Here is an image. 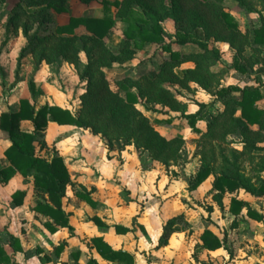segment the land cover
<instances>
[{
  "label": "rangeland",
  "instance_id": "rangeland-1",
  "mask_svg": "<svg viewBox=\"0 0 264 264\" xmlns=\"http://www.w3.org/2000/svg\"><path fill=\"white\" fill-rule=\"evenodd\" d=\"M104 1L107 2V10L103 7V0H92L86 4L79 0H67L66 14L62 20L65 21L72 15L102 17L106 11L113 19V25L103 41L116 53L124 43L123 31L126 24L114 17L115 7L112 2L115 0ZM244 1L253 9L252 12H246L233 0L224 1V10L235 19L238 29L242 33H248L249 38L252 39L253 30L264 20L263 4L261 0ZM18 4L19 0H0V67L4 72L0 74V112L15 109L18 99L29 95L30 79L34 81L36 88H40L43 82L48 88L54 87L64 103L71 106V110L79 108V96L84 86L77 78L74 65H67L64 61L58 60L49 66L42 64L41 67H37L36 55H26L22 59V66L17 67L20 50L27 41L22 35L21 28L8 23L13 11L21 13V20L28 21L29 35L34 34L36 30L53 31L54 22L62 21L55 17L52 10H46L44 7H27L24 3H20L18 7ZM49 18L52 20L50 25V21L47 20ZM160 24L166 35L164 43L170 46V51L177 55L176 58H183L185 53H193L196 57L200 54L202 50L197 44L180 45L176 42L177 30L172 19H163ZM82 33H84L83 27L76 30V34ZM202 41L208 49L216 51V57H211L212 53L207 54L206 63H208L200 77L186 79L184 83H162V87L174 99L171 105L156 103L155 100L148 98L141 99L135 106L151 121L158 134L166 139L175 136L182 138L183 143L177 152L178 157L163 164L153 160L147 150L132 148L130 154L132 151L135 153V156H132L134 162H129L125 170L126 176L121 178L119 172L117 175V171H112L115 174L114 186L118 191V195L112 200L113 205H118L114 212L115 219L130 225L132 215L138 212L140 217L146 218L150 226L148 234L138 222L140 217L134 224L136 232L142 234L140 236L142 243L138 246L141 248L138 264H171L172 262L264 264V198L255 197L243 188L225 191L222 196L215 195L212 189V182L221 172L230 175L239 174L255 189L264 184V116L259 125L249 126L246 136L237 125L235 127L232 125L231 128L235 129L232 132V129H228V125L232 124V117L238 115V108L235 106L233 108L232 103L227 102L225 98L236 95L237 92L229 90L226 96L216 95V92L222 88H241L245 85L259 87L263 98L255 105L264 109V73L256 71L259 67H264V47L258 46L259 51H253L242 44H237L236 49L232 48L229 44L215 41L212 37ZM170 51H163L161 45L146 43L141 49L136 50L131 60L104 68V75L111 89L116 90L117 79L124 75L136 78L150 69H156L162 60L171 58ZM79 59L82 65L87 61L83 53L79 54ZM237 65L242 66L245 71L241 72ZM43 67L44 73L39 74ZM192 67H194L193 62H183L175 68V72L182 77L183 72ZM197 79L202 82H196ZM126 88L136 91L131 86ZM47 93L48 98L45 97L41 103L53 101L52 94H49L48 90ZM124 94L123 90L120 91V95L124 96ZM195 112L200 113L203 118L195 123L197 130H193L182 116L184 113ZM6 141V135L0 132V165L3 162L1 150ZM117 141H114L112 150L114 152L124 146L121 141ZM204 164H207L213 173L209 174L197 188L190 189L197 171ZM134 173L141 175L140 181L136 178L137 185L132 186L133 189L130 191L126 189V185L133 184ZM24 182L18 178L10 188L3 186V191L0 190L2 191L0 234L6 235L8 229L21 235L23 241H26L27 236L25 230H21L18 216L9 212L7 197L14 188L27 187ZM29 188L28 186V190ZM31 196H28V205ZM232 197L243 202L238 214H232L229 210ZM129 202L135 206V210ZM248 209L261 214L263 220L257 221L248 216ZM180 212L188 217L193 229L185 234L174 235L164 249L155 250L156 236L160 232L162 223L168 217ZM34 225L36 224L33 223L32 226ZM203 229L211 230L222 244L215 251H203L195 257L194 243ZM34 231L36 233L35 229ZM35 245L38 244H33L30 248L33 249Z\"/></svg>",
  "mask_w": 264,
  "mask_h": 264
},
{
  "label": "trees",
  "instance_id": "trees-1",
  "mask_svg": "<svg viewBox=\"0 0 264 264\" xmlns=\"http://www.w3.org/2000/svg\"><path fill=\"white\" fill-rule=\"evenodd\" d=\"M67 0H19L27 7H44L54 13L65 12ZM81 3H89L92 0H79ZM225 0H115L112 2L115 7L114 17L126 24L123 31L124 43L118 52H113L104 43L103 38L113 25V19L104 13L100 18L96 17H75L71 16L68 22L57 25L53 31L43 32L36 30L29 35L28 21L21 20V13L13 11L8 23L21 28L22 35L27 44L20 50L17 58V67L22 65V59L26 55H36L37 67L42 63H54L62 60L74 65L77 75L84 82V90L80 95V106L74 113L66 108L56 105L41 106L35 111L34 106L27 98L18 102V108L14 112H3L0 114V129L4 131L10 145L4 150V155L9 165L0 169V182L7 181L12 173L19 171L24 176L33 177L34 189L44 202L37 201L34 209L50 216L56 224L65 225L67 219L60 210V198L63 195L65 186L70 182L69 174L59 156H54L50 161L35 155L34 142H40L41 130L46 124V118L59 125H76L88 128L93 134H100L107 140L109 146L114 141H121L123 145H133L135 149L142 148L149 152L153 160L163 164L178 157L177 152L183 143L182 138L175 136L166 139L156 132L151 121L139 112L135 106L141 99H153L156 103L171 105L174 99L168 91L162 87L164 82L184 83L186 79L200 77L205 70L208 53L216 57V51L208 49L202 41L212 37L215 41L229 44L237 48V44L248 46L253 51H259L258 46L264 47V20L261 25L253 30L252 39L248 33H242L238 29L237 22L228 12L224 10ZM246 12L253 11L244 0H233ZM264 9V0H261ZM103 7L107 10V2L103 0ZM172 19L176 26L177 43L185 45L195 43L202 50L196 57L193 53H185L183 58H176L177 55L170 51V46L165 45V33L161 26L163 19ZM50 21L51 19H47ZM83 27L87 33L76 34L75 30ZM146 43L161 45L163 51H170L171 58L162 60L156 69H150L136 78L122 76L115 81L117 89H111L109 82L104 75V68L114 63H124L131 60L137 49H141ZM240 51H242L240 49ZM83 52L87 61L82 65L79 53ZM183 62H193L194 67L187 68L182 77L175 68ZM243 72L245 69L237 65ZM258 73H264V67L256 69ZM0 74H4L0 67ZM196 82H202L197 79ZM130 84V85H129ZM133 87L136 91H131ZM29 92L32 100L41 91L35 88L32 79L28 81ZM124 91V96L120 91ZM229 90L237 92L225 98L238 108V115L231 119L232 124L228 129L235 131L237 125L246 136L249 126L259 125L264 116V109L255 105L263 98L259 87L245 85L244 87H229L216 92L218 97L226 96ZM171 97V98H170ZM171 100V101H170ZM193 130H197L195 123L203 119L198 112L182 115ZM28 120L35 126L33 133L20 129V121ZM168 122V121H167ZM225 132L223 133V135ZM115 139V140H114ZM212 169L204 164L197 171L190 189H195L203 182ZM243 188L255 197L264 198V184L258 189L247 184L244 178L239 175H230L224 172L219 173L212 182V189L215 195L222 196L225 191H235ZM47 198L54 204V207L45 202ZM87 202L90 199L87 195L78 194ZM23 193L16 191L12 194L13 205H19ZM229 210L232 214H238L243 202L236 197L230 200ZM251 218L262 221L263 216L251 209L247 210ZM96 221V219L94 218ZM176 223V224H175ZM185 223L181 215L168 220L166 229L163 232L160 243H164L166 237L172 230L183 228ZM175 224V227L172 226ZM201 247L207 250H214L221 247V240L209 229H205L199 236ZM93 246L100 256L108 261H116L120 264H133L132 256L122 250H114L100 237L92 239ZM3 249L0 245V258H3ZM86 264H95L89 260Z\"/></svg>",
  "mask_w": 264,
  "mask_h": 264
},
{
  "label": "crops",
  "instance_id": "crops-1",
  "mask_svg": "<svg viewBox=\"0 0 264 264\" xmlns=\"http://www.w3.org/2000/svg\"><path fill=\"white\" fill-rule=\"evenodd\" d=\"M65 14V12L59 14L55 13V17L62 20ZM70 17L71 16L65 21L62 20L60 23L54 22L55 26L67 23ZM85 33L87 32L84 29V33L82 34ZM65 63L73 66L71 63ZM42 64L44 66H49L53 63L49 64L42 62L38 67H41ZM44 70L45 68L43 67L39 74H42V72L44 73ZM77 78L81 81L78 75ZM81 84L84 86L83 81H81ZM36 89H39L41 93L37 94L33 100L28 87L29 95L19 98L15 109L1 111L0 114L3 112H14L18 108L19 100L22 98L29 99L35 111L44 105H56L66 108L72 113L76 110H71V106L66 102L64 103L60 93L55 90L54 87L49 86L48 88L47 84L43 82L41 87H37ZM47 90L49 94H52L53 101L49 103L43 101V103H41L48 95ZM19 126L21 130L26 132L33 133L35 131V126L28 120L20 121ZM39 131L42 137L40 142H34L35 155L47 161H50L54 156H59L69 174L70 182L65 186L59 206L67 219V223L63 226L58 225L50 216L36 211L34 209L36 202L44 201L34 189L33 177L24 176L19 171H15L10 175L7 181L0 182V190H2V188L4 189V187L10 188L12 183L18 178L23 182L25 181L24 183L27 184L25 188L17 187L12 189L7 196L9 200V212H12V214L15 213L18 216L17 220L20 223L21 230H25L27 240L23 241L21 235L15 234L8 229H6V235L2 236L0 234V245L4 252L3 258H0V264H86L89 260H93L95 264H120L116 261H108L100 256L92 243V239L95 237L102 238V240L114 250H122L129 253L133 258V264H138L139 252L141 251V248L138 246L142 243L140 237L142 234L136 232L134 224L136 223V219L140 217V213L136 212L132 215L130 225L119 222L115 219L116 215L114 213L118 205L116 206L112 203V200L118 195L117 187L114 186L115 182L113 177L115 174H113L112 171H117V175L119 172L121 178L126 176L125 170L129 162H134L133 157L135 153L132 151L130 154V150H132L134 146L132 144L124 145L114 152L112 151L114 145L112 147L109 146L107 140L100 134H93L88 128L76 125H59L49 117L46 118L45 126ZM0 132L4 133L7 138L4 148L1 150L3 159L2 165H0L1 169L9 165L4 155V150L11 143L7 134L1 129ZM120 162H122V164ZM121 168L123 169L121 170ZM140 176L141 175L134 173L133 184L131 186L126 185V189L132 191V186L135 187L137 185L136 178L140 181ZM28 186L30 187L29 190ZM2 191H0V193ZM16 191L23 193L19 205H13L12 194ZM79 193L87 195L90 202L80 198L78 196ZM30 195L32 196L30 197L31 201L28 205L27 199ZM45 198V202L54 207V204L49 201L47 195H45ZM129 205L135 210V206H132L131 202H129ZM179 215H181L185 221L183 228L172 230L166 237L165 242L161 244L160 239L166 229L168 220ZM138 222L149 234L150 226L146 218L141 216L138 218ZM33 223L36 224L37 227H35L36 225L32 226ZM175 224L172 226L175 227ZM191 229H193V225H191L190 220L184 213L180 212L168 217L166 221L162 223L160 232L156 236L157 244L155 250L164 249L174 235L180 233L185 234L186 232H190L189 230ZM204 230L205 229H203L201 233ZM200 234L194 243L193 254L195 257L203 251H215V249L207 250L201 247V241L199 239ZM33 244L38 245H35V247L31 249L30 247ZM136 250L138 252H136ZM171 264L182 263L172 262Z\"/></svg>",
  "mask_w": 264,
  "mask_h": 264
}]
</instances>
